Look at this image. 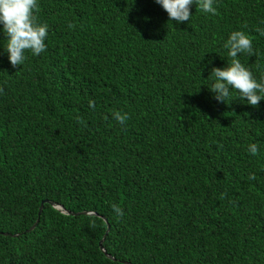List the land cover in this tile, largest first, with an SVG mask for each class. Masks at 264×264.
<instances>
[{
  "label": "trees",
  "instance_id": "1",
  "mask_svg": "<svg viewBox=\"0 0 264 264\" xmlns=\"http://www.w3.org/2000/svg\"><path fill=\"white\" fill-rule=\"evenodd\" d=\"M38 4L47 50L20 68L0 25V264H264V100L209 91L233 31L264 75V0L180 24L155 0Z\"/></svg>",
  "mask_w": 264,
  "mask_h": 264
},
{
  "label": "clouds",
  "instance_id": "2",
  "mask_svg": "<svg viewBox=\"0 0 264 264\" xmlns=\"http://www.w3.org/2000/svg\"><path fill=\"white\" fill-rule=\"evenodd\" d=\"M155 3L167 13L169 22L174 21L176 24L191 20L193 4L196 5V10L213 16L218 15L214 6L215 0H155ZM39 10L38 0H0V25L7 41L4 50L13 68H20L24 64L27 52L39 56L47 50L45 41L48 38L49 26L38 21ZM74 27L75 25L69 24L70 29ZM256 31L264 36V29L257 28ZM223 47L228 51L230 63L224 68L212 67L209 76L214 78V83L209 91L220 103H225L230 98V90L235 91L241 101L246 100L249 106L257 108L264 100V75L257 80L252 71L238 58V54H247L250 57L256 55L253 38L244 31H233ZM2 91L0 88V92ZM89 107L95 108L94 101L89 100ZM113 118L121 125L129 119L127 114L118 111L113 113ZM77 123L87 126L81 117L77 118ZM248 151L256 156L259 153L258 144L248 145ZM248 179L255 180L256 176L252 174ZM224 195L221 194L222 199ZM112 210L118 218L123 217L124 213L119 205H112Z\"/></svg>",
  "mask_w": 264,
  "mask_h": 264
},
{
  "label": "water",
  "instance_id": "3",
  "mask_svg": "<svg viewBox=\"0 0 264 264\" xmlns=\"http://www.w3.org/2000/svg\"><path fill=\"white\" fill-rule=\"evenodd\" d=\"M44 202H47V201H43V202L41 203V206H40V208H39V213H40V211H41V209H42V204H43ZM50 204L53 205V203H51V202H50ZM58 207L61 208L60 206H58ZM62 211H63V210H62ZM67 213H70V212H67ZM77 214H79V213H77ZM82 214H83V213H82ZM37 221H38V220H37ZM37 221H36V222L30 227L29 230L33 229V228L36 226ZM100 245H101V242H100ZM101 249H102V251L105 253V251H104V249H103L102 246H101ZM105 254H106V253H105ZM106 256L110 257L108 254H106Z\"/></svg>",
  "mask_w": 264,
  "mask_h": 264
}]
</instances>
